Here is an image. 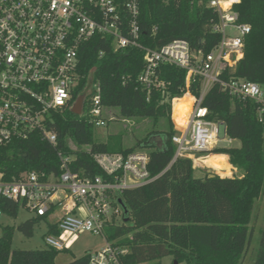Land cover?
Returning a JSON list of instances; mask_svg holds the SVG:
<instances>
[{
	"label": "trees",
	"instance_id": "16d2710c",
	"mask_svg": "<svg viewBox=\"0 0 264 264\" xmlns=\"http://www.w3.org/2000/svg\"><path fill=\"white\" fill-rule=\"evenodd\" d=\"M208 1L140 0V44L158 49L184 39L193 52L210 53L219 44L220 36L211 29L217 16L207 8ZM236 10L240 22L250 25L252 31L245 40L244 57L232 76L264 89V0H242ZM144 67L143 50L115 51L112 38L97 35L80 49V81L74 90L75 101L92 81L100 86L104 109L118 111L125 120H150L153 130L144 140L131 148H124L117 136H109L105 143L98 142L97 127L66 110L53 115L59 137L57 148L36 136L0 147L3 180L17 181L34 171L58 173V151L75 156L72 170L82 177H105L91 154H127L146 149L150 156L149 170L156 179L122 192L119 199L128 209L125 223L113 222L105 230L107 240L125 251L121 263L162 264L164 258H172L177 264H244L254 233L251 227L254 209L264 193V130L258 119V104L252 100L239 101L223 92L218 84L214 85L204 100L209 120L225 124L227 136L239 140L241 146L216 148L212 154H224L220 156L225 158L228 155L240 175L206 174L197 178L192 160L175 159L177 145L172 141L177 133L171 117L172 102L185 93L187 71L162 65L159 76L166 85L163 95L161 90L148 89L138 82ZM199 83V79L192 83L193 94H199ZM184 99L189 98L175 102ZM162 121L166 125L161 127ZM153 136L162 139L160 147L150 143ZM20 208L19 203L0 197L3 214L17 218ZM46 218H31L17 230L31 238L35 226ZM49 233L59 234L57 226L50 224ZM13 235L14 228H3L0 264H56L59 251L16 250ZM89 261L87 253L67 264H89ZM252 264H264V226Z\"/></svg>",
	"mask_w": 264,
	"mask_h": 264
},
{
	"label": "built area",
	"instance_id": "2783aa9c",
	"mask_svg": "<svg viewBox=\"0 0 264 264\" xmlns=\"http://www.w3.org/2000/svg\"><path fill=\"white\" fill-rule=\"evenodd\" d=\"M241 1H208L207 8L217 16L211 29L220 36V42L204 54L193 52L184 39L158 49L144 48L139 42L140 0H0V147L35 136L58 147L53 115L72 111L74 90L80 81L79 52L97 35L112 38L115 51L143 50L145 67L138 82L161 90L163 95L166 85L160 79V67L170 65L187 71L182 98H189V109L179 121L174 111L172 114L179 130L172 138L177 145L175 159H190L197 169L207 158L199 154L234 141L227 136L225 124L209 120V110L204 106L215 84L239 101L258 104V119L264 130V89L232 76L252 31L250 25L240 22L236 8ZM197 79L198 95L191 92ZM178 99L173 100V109ZM105 112L100 86L92 82L82 114L77 116L102 127L107 126ZM91 155L105 177H82L72 170L75 156L58 151V173L28 172L12 182H5L0 173V197L19 203L35 218L55 215L53 224L59 234L46 237L48 248L69 251L81 235L89 233L102 236L106 242L101 250L90 252L89 264H122L120 257L125 251L107 240L105 230L113 222L117 224L118 217H126L119 195L156 179L149 170L150 156L143 150ZM2 216L0 210V219Z\"/></svg>",
	"mask_w": 264,
	"mask_h": 264
},
{
	"label": "rangeland",
	"instance_id": "374dc122",
	"mask_svg": "<svg viewBox=\"0 0 264 264\" xmlns=\"http://www.w3.org/2000/svg\"><path fill=\"white\" fill-rule=\"evenodd\" d=\"M172 107V114H173ZM172 117V116H171ZM105 119L107 121V126L97 127L96 129V140L98 142L105 143L108 140L109 136H117L116 138L121 139L123 142L124 148H131L137 142H141L147 136V133L153 130L152 122L148 119H132L125 120L120 117L118 111L113 109H107L105 112ZM173 120V118H172ZM166 125V121H162L161 127ZM160 127V128H161ZM176 129V128H175ZM176 134L179 133V130L176 129ZM223 131L221 133V137H223ZM162 139L158 136H153L150 140V143H156L159 147L162 144ZM228 143H220V147H240L241 142L236 140L232 145ZM75 148L74 145H71ZM218 147V148H220ZM87 149V148H86ZM146 151V149H137L136 151ZM202 156H207V159H211L214 166L217 167V162L226 159L225 157H221L220 155L224 154H212V152H206L203 154H199ZM213 155H217L212 158ZM200 163H198L199 165ZM213 166V165H212ZM211 165L202 164L200 167L195 169V177L201 178L206 174H218L220 176H229L233 170L228 173L226 170H222L220 166V170L215 169ZM234 175H240L234 174ZM58 213V212H57ZM35 218L34 214L27 210L25 207L21 206L19 210V214L17 218H13L8 214H3L0 219V239L3 235L4 227H12L14 228L13 235V248L16 250H44L47 249L46 237L49 236V225L55 223L56 218L55 215L48 216L46 219L37 224L34 228V235L31 238L26 237L23 233L17 230L18 226L24 223L25 221ZM125 216L124 214L116 219L117 224H123ZM264 226V193L262 197L257 201L253 217L251 227L254 228V233L251 241L250 253L247 257V260L244 264H252L257 256L259 249V242L261 238V233ZM106 245V242L102 236L92 235L89 233H85L79 237L77 243L74 244L73 248L69 251H62L59 253L56 264H67L73 261L74 258H81L87 253L95 252L101 250ZM162 264H175L172 258H164L162 260ZM185 264V263H182Z\"/></svg>",
	"mask_w": 264,
	"mask_h": 264
},
{
	"label": "bare ground",
	"instance_id": "6f19581e",
	"mask_svg": "<svg viewBox=\"0 0 264 264\" xmlns=\"http://www.w3.org/2000/svg\"><path fill=\"white\" fill-rule=\"evenodd\" d=\"M189 99H184L182 101H177L175 102V110L177 112L175 118L179 119L180 117H184L187 114V111L189 109ZM213 158V157H212ZM204 164H210L212 167H214L215 169H219L220 170V166L222 168V170H226L228 171V173L231 171V166L229 165L228 161L226 159H223L219 162H217L218 166L215 167L213 162L211 161V159H207L204 161Z\"/></svg>",
	"mask_w": 264,
	"mask_h": 264
},
{
	"label": "water",
	"instance_id": "95a60500",
	"mask_svg": "<svg viewBox=\"0 0 264 264\" xmlns=\"http://www.w3.org/2000/svg\"><path fill=\"white\" fill-rule=\"evenodd\" d=\"M91 85H92V81L89 82L86 90L84 91L83 94H81L78 99L76 100V102L74 103V106L72 108V113L75 115H81L82 114V108L84 105V102L86 100V98L89 96L90 93V89H91ZM119 203L121 204L122 208L124 209V213L125 215L128 214V209L126 207V205L120 200ZM175 264H177V262H175Z\"/></svg>",
	"mask_w": 264,
	"mask_h": 264
},
{
	"label": "crops",
	"instance_id": "0c3cea01",
	"mask_svg": "<svg viewBox=\"0 0 264 264\" xmlns=\"http://www.w3.org/2000/svg\"><path fill=\"white\" fill-rule=\"evenodd\" d=\"M234 141H235V140H234ZM234 141H232V144H233ZM232 144H231V145H232ZM226 156H227L226 160L228 161L229 165L231 166V169L233 170L234 174H238V173H240V171H239L238 169H236L233 165L230 164L229 156H228V155H226ZM212 157H215V156H212ZM209 165H210V164H209Z\"/></svg>",
	"mask_w": 264,
	"mask_h": 264
}]
</instances>
